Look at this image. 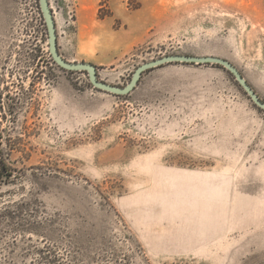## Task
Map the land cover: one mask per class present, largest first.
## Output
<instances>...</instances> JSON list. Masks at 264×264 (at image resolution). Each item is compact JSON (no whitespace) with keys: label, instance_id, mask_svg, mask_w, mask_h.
I'll use <instances>...</instances> for the list:
<instances>
[{"label":"rangeland","instance_id":"1","mask_svg":"<svg viewBox=\"0 0 264 264\" xmlns=\"http://www.w3.org/2000/svg\"><path fill=\"white\" fill-rule=\"evenodd\" d=\"M140 1L50 0L62 56L117 86L220 56L264 100V0ZM0 105V264H264V110L223 66L110 93L54 62L39 0H0Z\"/></svg>","mask_w":264,"mask_h":264},{"label":"water","instance_id":"2","mask_svg":"<svg viewBox=\"0 0 264 264\" xmlns=\"http://www.w3.org/2000/svg\"><path fill=\"white\" fill-rule=\"evenodd\" d=\"M39 6L43 14L47 30L49 52L54 62L60 67L69 71H86L92 85L100 90L118 95L130 93L138 85L143 73L149 69L161 66L166 63L184 62L197 64H218L226 68L236 78L238 83L244 88L252 101L264 110V100L256 92L250 82L244 77L239 68L230 60L214 55L197 56L187 54H170L141 64L134 72L130 82L125 86H117L105 82L99 78L98 68L92 62L80 61L73 62L65 59L59 51L57 24L50 0H39Z\"/></svg>","mask_w":264,"mask_h":264},{"label":"trees","instance_id":"3","mask_svg":"<svg viewBox=\"0 0 264 264\" xmlns=\"http://www.w3.org/2000/svg\"><path fill=\"white\" fill-rule=\"evenodd\" d=\"M109 2H110V0H100L99 9H98L99 18L104 19V18L112 16V11L109 7ZM127 2L129 4V6L131 7V9H133V10L139 9L142 5L140 0H127ZM6 97H8L7 103L9 105V109H10V111H13L14 106L12 104H10V102H9V100L11 99L10 93H8L6 95ZM0 107H2V105H0ZM11 108H13V109L11 110ZM3 139L6 140L7 138H3V135L0 134V145H2ZM0 153H2L1 150H0ZM9 170H10V168L8 167L6 159H4V157L1 155L0 156V174H2V175L7 174L10 176L11 172Z\"/></svg>","mask_w":264,"mask_h":264}]
</instances>
